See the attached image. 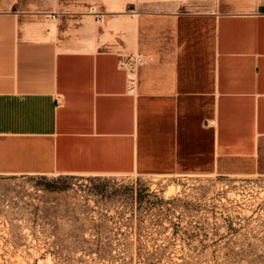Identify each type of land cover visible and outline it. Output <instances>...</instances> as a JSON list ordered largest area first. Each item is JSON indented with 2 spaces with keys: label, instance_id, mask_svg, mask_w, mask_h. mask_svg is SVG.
Masks as SVG:
<instances>
[{
  "label": "crops",
  "instance_id": "1",
  "mask_svg": "<svg viewBox=\"0 0 264 264\" xmlns=\"http://www.w3.org/2000/svg\"><path fill=\"white\" fill-rule=\"evenodd\" d=\"M221 1L102 0L51 35L0 8V177L264 175V0Z\"/></svg>",
  "mask_w": 264,
  "mask_h": 264
},
{
  "label": "rangeland",
  "instance_id": "2",
  "mask_svg": "<svg viewBox=\"0 0 264 264\" xmlns=\"http://www.w3.org/2000/svg\"><path fill=\"white\" fill-rule=\"evenodd\" d=\"M101 2L0 0V8L51 35ZM122 2L135 13L228 9L221 0ZM0 264H264V175L0 177Z\"/></svg>",
  "mask_w": 264,
  "mask_h": 264
},
{
  "label": "built area",
  "instance_id": "3",
  "mask_svg": "<svg viewBox=\"0 0 264 264\" xmlns=\"http://www.w3.org/2000/svg\"><path fill=\"white\" fill-rule=\"evenodd\" d=\"M57 17L56 13H52L50 15V18L52 20H55ZM142 59L140 56H135L134 59H131L130 62H129V66H128V82H129V86H130V89L131 90H134L135 88V84H136V80H137V77H136V67L138 65L139 62H141Z\"/></svg>",
  "mask_w": 264,
  "mask_h": 264
}]
</instances>
